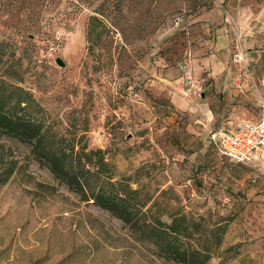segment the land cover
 I'll list each match as a JSON object with an SVG mask.
<instances>
[{
	"label": "rangeland",
	"instance_id": "rangeland-1",
	"mask_svg": "<svg viewBox=\"0 0 264 264\" xmlns=\"http://www.w3.org/2000/svg\"><path fill=\"white\" fill-rule=\"evenodd\" d=\"M231 68L264 77V0H0V76L33 94L46 127L103 150L141 214L189 227L209 264H264V163L209 145L208 103ZM83 199L0 133V264H177L142 222Z\"/></svg>",
	"mask_w": 264,
	"mask_h": 264
},
{
	"label": "trees",
	"instance_id": "trees-1",
	"mask_svg": "<svg viewBox=\"0 0 264 264\" xmlns=\"http://www.w3.org/2000/svg\"><path fill=\"white\" fill-rule=\"evenodd\" d=\"M97 17L90 19L87 31L89 41L98 27ZM38 104L32 93L12 85L0 76V133L27 144L33 149L36 160L47 167L56 179L92 200L125 224L135 227L145 225L148 238L171 261L177 264H209L211 247L207 242L194 245L193 232L182 229L179 220L171 223L160 218L149 220L141 214L140 202L130 186L114 181L111 167L103 150L77 151L73 143L59 138L39 118ZM215 153L222 161H231ZM237 164V163H235ZM223 228L217 229V242L222 241Z\"/></svg>",
	"mask_w": 264,
	"mask_h": 264
},
{
	"label": "crops",
	"instance_id": "crops-1",
	"mask_svg": "<svg viewBox=\"0 0 264 264\" xmlns=\"http://www.w3.org/2000/svg\"><path fill=\"white\" fill-rule=\"evenodd\" d=\"M217 73V72H216ZM215 74V73H214ZM242 74H245L242 72ZM259 69L252 70L251 80L247 75L241 79V71L228 69L226 72L217 73L216 92L220 100V106L207 107V118L218 125L236 127L242 124H257L261 120L262 105L264 102V77ZM264 163V162H262Z\"/></svg>",
	"mask_w": 264,
	"mask_h": 264
},
{
	"label": "built area",
	"instance_id": "built-area-1",
	"mask_svg": "<svg viewBox=\"0 0 264 264\" xmlns=\"http://www.w3.org/2000/svg\"><path fill=\"white\" fill-rule=\"evenodd\" d=\"M185 79L192 83V73L187 71ZM209 145L222 157L240 165L264 162V104L261 120L257 124L247 123L236 127L218 125L210 129Z\"/></svg>",
	"mask_w": 264,
	"mask_h": 264
},
{
	"label": "water",
	"instance_id": "water-1",
	"mask_svg": "<svg viewBox=\"0 0 264 264\" xmlns=\"http://www.w3.org/2000/svg\"><path fill=\"white\" fill-rule=\"evenodd\" d=\"M56 63L61 67H65V64L61 58L56 59Z\"/></svg>",
	"mask_w": 264,
	"mask_h": 264
}]
</instances>
